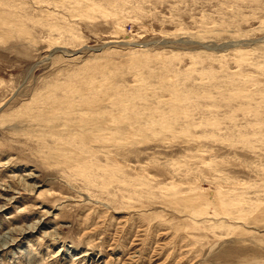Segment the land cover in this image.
Here are the masks:
<instances>
[{"label":"rangeland","instance_id":"rangeland-1","mask_svg":"<svg viewBox=\"0 0 264 264\" xmlns=\"http://www.w3.org/2000/svg\"><path fill=\"white\" fill-rule=\"evenodd\" d=\"M0 17V264H264V0Z\"/></svg>","mask_w":264,"mask_h":264},{"label":"bare ground","instance_id":"bare-ground-1","mask_svg":"<svg viewBox=\"0 0 264 264\" xmlns=\"http://www.w3.org/2000/svg\"><path fill=\"white\" fill-rule=\"evenodd\" d=\"M6 17H8V16H6ZM3 18H4V17H3ZM3 18L0 17V23H1L0 26H2V27H3L2 24L8 23V22L10 21V20H9V21H6V22H5L6 19H3ZM11 23H12V21H11ZM13 23L15 24V22H13ZM4 28H5V27H4ZM6 28H7V27H6ZM8 29H9V28H8ZM90 89H92V88L89 87L88 90H90ZM79 91L82 93L83 88H82V89H79ZM84 94H85L84 96L86 97L85 102L90 101V104H89V105H91V103H92V106H91V107H92V108H94V106L96 107V104H97L98 99H96V97H91V96L88 97V96L86 95L85 92H84ZM82 100H83V99H82ZM83 101H84V100H83ZM83 103H84V102H83ZM91 107H90V108H91ZM85 108H86V107H85ZM70 109H71V108H70ZM63 110H64V109H63ZM95 110H96V109H95ZM66 111L69 112V110H66ZM66 111H65V112H66ZM93 111H94V110H93ZM63 112H64V111H63ZM65 112H64V113H65ZM65 114H66V113H65ZM70 114H71V113H70ZM72 121H73V120H72ZM81 121H82L81 124H84V123H85V124L87 125V123H88V119H86L84 116L81 117ZM77 122H78V121H77ZM95 122H96V121H95ZM89 123H90V122H89ZM69 124H70V123H69ZM78 124H79V123H78ZM98 124H99V123H98ZM100 124H101V123H100ZM70 125H71V124H70ZM96 126H97V124L94 125L95 128H96ZM107 126H108V125H107ZM103 127H104V126H103ZM64 128H65V127H64ZM103 129H104V128H103ZM93 131H96V134L91 135V133L86 132V135L81 134L80 136H82L83 138L87 136V139H88V137H89V138H99V137H98V136H99V134H98L99 132H98V131H100V129H97V128H96V129L93 130ZM97 134H98V136H97ZM72 151H73V152H74V151H78V152H79V150H75L74 148H73ZM70 161H71V160H70Z\"/></svg>","mask_w":264,"mask_h":264}]
</instances>
